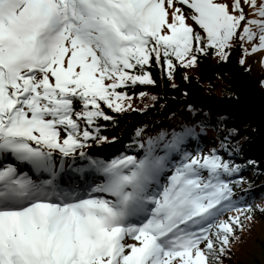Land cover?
I'll return each mask as SVG.
<instances>
[{
	"label": "snow or ice",
	"instance_id": "snow-or-ice-1",
	"mask_svg": "<svg viewBox=\"0 0 264 264\" xmlns=\"http://www.w3.org/2000/svg\"><path fill=\"white\" fill-rule=\"evenodd\" d=\"M237 41L264 50V0H0V264H220L252 211L232 202L238 165L188 152V127L139 157L84 149L146 68L171 79Z\"/></svg>",
	"mask_w": 264,
	"mask_h": 264
},
{
	"label": "trees",
	"instance_id": "trees-1",
	"mask_svg": "<svg viewBox=\"0 0 264 264\" xmlns=\"http://www.w3.org/2000/svg\"><path fill=\"white\" fill-rule=\"evenodd\" d=\"M241 49L234 44L227 50L226 60L209 50L207 55L197 56L194 67L177 64L171 79L155 64L146 68L155 83L126 89L133 97L131 109L122 113L104 109L113 117L98 121L100 135L107 137V142L89 141L88 154L102 160L139 157L143 152L137 145L149 137L192 128L195 136L186 142L187 151L206 154L214 149L239 166L237 173L226 177L231 182L232 202L241 209H252L241 216L243 225L250 215L264 229V204L260 205L264 201V84L241 63ZM140 93L145 94L143 98ZM137 130H143L140 137ZM230 212L225 211L220 219ZM240 230H236L238 240L243 239ZM251 241L257 245L256 253L247 248L240 255L244 238L237 251L231 252L229 247L220 264H264V239L258 235Z\"/></svg>",
	"mask_w": 264,
	"mask_h": 264
},
{
	"label": "rangeland",
	"instance_id": "rangeland-1",
	"mask_svg": "<svg viewBox=\"0 0 264 264\" xmlns=\"http://www.w3.org/2000/svg\"><path fill=\"white\" fill-rule=\"evenodd\" d=\"M221 2H230V0H221ZM179 6V5H178ZM243 6V5H242ZM185 11H187V9H185ZM244 11L246 13V15L249 16V18L251 17V9L244 6ZM189 23H191V21H189ZM235 44H239V42L237 41V43ZM250 49L251 45L250 44H245L244 48L241 49V56H240V60L243 61V64H246V66L248 68H250V70L258 77H260V79L263 81L264 83V50L262 51H258L254 54H245L244 49ZM184 126H189V124L183 123ZM264 201H262L260 203V205H263ZM237 215L236 212L231 211L229 213V215L227 216V218L229 216H235ZM226 218V219H227ZM246 220V221H245ZM244 222L246 223V225H244L243 229H241V233H242V238L238 240V235L236 236L237 238H233V241L231 242V244L229 245L230 249L229 251H237L238 247L240 246V244L244 243V238H245V243L248 244L246 245L245 243L242 245V247H240V249H242V251L240 252V255L242 254L243 250L249 248V250L251 251L250 253H256L257 252V245L254 243H252V239L255 236H262V238L264 239V229L261 227L260 224H258L256 221L251 220V219H247L245 217ZM258 224V225H257ZM246 245V246H244ZM201 247H203V245H201Z\"/></svg>",
	"mask_w": 264,
	"mask_h": 264
}]
</instances>
